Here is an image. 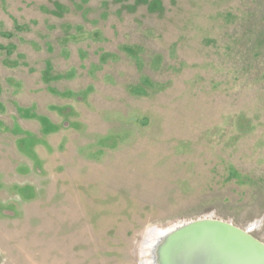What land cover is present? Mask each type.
<instances>
[{
    "label": "rangeland",
    "instance_id": "obj_1",
    "mask_svg": "<svg viewBox=\"0 0 264 264\" xmlns=\"http://www.w3.org/2000/svg\"><path fill=\"white\" fill-rule=\"evenodd\" d=\"M207 218L264 243V0H0V264Z\"/></svg>",
    "mask_w": 264,
    "mask_h": 264
},
{
    "label": "water",
    "instance_id": "obj_2",
    "mask_svg": "<svg viewBox=\"0 0 264 264\" xmlns=\"http://www.w3.org/2000/svg\"><path fill=\"white\" fill-rule=\"evenodd\" d=\"M253 229L213 218L175 226L160 234L152 264H264V243Z\"/></svg>",
    "mask_w": 264,
    "mask_h": 264
}]
</instances>
